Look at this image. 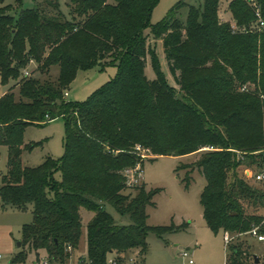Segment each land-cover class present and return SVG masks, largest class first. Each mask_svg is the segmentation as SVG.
Wrapping results in <instances>:
<instances>
[{
    "label": "trees",
    "instance_id": "obj_1",
    "mask_svg": "<svg viewBox=\"0 0 264 264\" xmlns=\"http://www.w3.org/2000/svg\"><path fill=\"white\" fill-rule=\"evenodd\" d=\"M159 1L68 0L69 16L59 0L30 9L16 0V15L12 5L0 10V75L11 84L0 98V147L7 149L0 209L32 210L21 246L37 259L45 253L51 263L69 260V248L81 243L83 209L94 214L81 258L91 264L144 256L150 232L162 238L176 228L148 224L159 188L128 185L124 171L145 162L138 146L156 157L201 153L180 169L191 168L187 183L195 169L206 179L200 201L208 226L238 241L253 228L264 235V180L257 179L264 172V28H254L255 3L264 20V0H231L234 22L221 19V0H182L154 24ZM148 30L162 41L175 85ZM94 67L117 72L86 100H67L78 71ZM58 118L66 129L64 155L26 165L24 151L37 145L25 143L26 128ZM108 205L129 222L119 223ZM28 252L12 262H25ZM227 263L264 264L237 244Z\"/></svg>",
    "mask_w": 264,
    "mask_h": 264
},
{
    "label": "rangeland",
    "instance_id": "obj_2",
    "mask_svg": "<svg viewBox=\"0 0 264 264\" xmlns=\"http://www.w3.org/2000/svg\"><path fill=\"white\" fill-rule=\"evenodd\" d=\"M179 1L182 0H160L153 11L152 23L156 24L164 19L170 9ZM185 1L201 6L205 0ZM43 2L44 0H23L22 7L30 9L35 7L37 3ZM230 2L231 0H221L219 13L223 21H232L229 11ZM9 5L13 6L11 13L16 15L18 13L16 0H0V10ZM59 6L69 16L68 0H59ZM254 28L257 29L258 26L255 24ZM149 31H147L148 42L158 52L163 70L167 72L170 83L175 85L173 77L168 72L162 41L155 39ZM33 67H36V65H31L30 69H33ZM57 70L55 68L52 71L53 77L57 76ZM146 71L149 78L154 79L156 77L149 57ZM116 72V67H108L105 70H101L100 67L79 70L75 80L67 90L69 93L66 97L67 100H86L95 90L111 80L116 75ZM10 85H4L0 75V98L9 89ZM65 135V123L61 118L43 125H29L26 128L24 141L26 144L36 143L37 145L31 151H24V163L30 166H38L49 156L56 159L61 158L65 153ZM140 152L145 159L141 183L144 182L148 190L160 189L154 197L155 205L148 207V224L152 226L171 225L176 228L164 233L162 238L158 237L156 233L150 232L147 253L144 256L134 254L139 264H190V257L183 255L185 251L190 253L191 258L194 260L193 264H225L226 260L230 259L232 244H237L242 249L257 254L260 262H264V240L260 241L253 235H245L240 241L235 239L230 244H226L224 233L222 231H213L206 223L200 201L206 179L199 169H195L191 173L189 183H187V172L191 168L180 169L182 164L185 166L192 165L200 158L201 153L156 157L148 149H142ZM6 168L7 149L0 147V183ZM251 175L252 173L248 176ZM56 176L60 178V173ZM125 192L137 193L133 188H128ZM107 210L119 223L126 224L129 222L128 217L118 213L112 205H108ZM82 215L85 226L80 246L77 251L71 247L69 248L71 256L65 264H78L82 256L86 255V227L94 214L88 209H83ZM32 220L33 213L31 209L23 211L11 207L0 209V254L3 256L0 264H9L22 251L28 252L25 246H21L18 243L22 240L24 225L31 223ZM41 256V258L37 259L34 251L28 252L26 261L19 263L43 264L47 260L49 264H56L51 263L47 257H43L47 256V254L43 253Z\"/></svg>",
    "mask_w": 264,
    "mask_h": 264
},
{
    "label": "built area",
    "instance_id": "obj_3",
    "mask_svg": "<svg viewBox=\"0 0 264 264\" xmlns=\"http://www.w3.org/2000/svg\"><path fill=\"white\" fill-rule=\"evenodd\" d=\"M253 1V0H252ZM255 7H256V10H257V15L260 17L259 19V25L258 27L259 28H264V20L261 18V15H260V8L259 6L255 3ZM233 28L236 29V26L235 24H233ZM25 74L27 76H30L31 75V71L28 70L25 72ZM69 95L68 91L65 92V97H67ZM138 150H142V148L140 146L137 147ZM145 150V149H144ZM246 173L249 175L250 173H252L250 170H247ZM124 174L127 178V182H128V185H136V184H139L141 183L142 181V177H143V168L141 166L140 163H138L136 166L134 167H129L127 168L125 171H124ZM257 179L258 180H264V172L262 173H259L257 175ZM250 233L258 238V240L260 241H263L264 240V235L260 234L258 232V229L257 228H253ZM224 238H225V242L226 244H230L233 239L235 238L232 234H230L229 232H226L224 234ZM183 255L186 256V257H190V264H193L194 263V260L191 258V255L188 251H185L183 252ZM2 255L0 254V260L2 259ZM9 264H25V263H14V262H11ZM43 264H49L47 262V260H45L43 262ZM78 264H91L90 262H86V261H83L82 259L79 261ZM107 264H121V263H118L117 260L115 258H110L107 262ZM123 264H139L138 261H137V258L136 256H131L128 261L126 263H123ZM225 264H228L227 263V260L225 262Z\"/></svg>",
    "mask_w": 264,
    "mask_h": 264
},
{
    "label": "water",
    "instance_id": "obj_4",
    "mask_svg": "<svg viewBox=\"0 0 264 264\" xmlns=\"http://www.w3.org/2000/svg\"><path fill=\"white\" fill-rule=\"evenodd\" d=\"M18 244L21 245V242H19ZM254 258H255L257 263L260 262V258H259V256L257 254H254Z\"/></svg>",
    "mask_w": 264,
    "mask_h": 264
},
{
    "label": "crops",
    "instance_id": "obj_5",
    "mask_svg": "<svg viewBox=\"0 0 264 264\" xmlns=\"http://www.w3.org/2000/svg\"><path fill=\"white\" fill-rule=\"evenodd\" d=\"M33 68H34V67H33ZM6 92H7V90L3 93V95H4ZM3 95H2V96H3ZM2 259H3V257H2Z\"/></svg>",
    "mask_w": 264,
    "mask_h": 264
}]
</instances>
